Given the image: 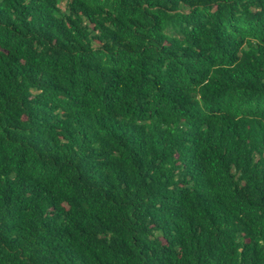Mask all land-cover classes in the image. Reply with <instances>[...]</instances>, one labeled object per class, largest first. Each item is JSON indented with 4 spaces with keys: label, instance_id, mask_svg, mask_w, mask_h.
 <instances>
[{
    "label": "trees",
    "instance_id": "16d2710c",
    "mask_svg": "<svg viewBox=\"0 0 264 264\" xmlns=\"http://www.w3.org/2000/svg\"><path fill=\"white\" fill-rule=\"evenodd\" d=\"M0 0V264H264V0Z\"/></svg>",
    "mask_w": 264,
    "mask_h": 264
},
{
    "label": "rangeland",
    "instance_id": "374dc122",
    "mask_svg": "<svg viewBox=\"0 0 264 264\" xmlns=\"http://www.w3.org/2000/svg\"><path fill=\"white\" fill-rule=\"evenodd\" d=\"M59 5H60L61 9H64V0H61Z\"/></svg>",
    "mask_w": 264,
    "mask_h": 264
}]
</instances>
